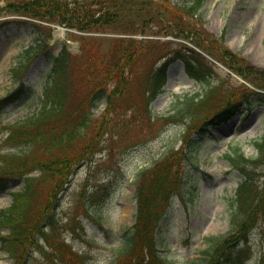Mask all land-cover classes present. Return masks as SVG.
I'll return each instance as SVG.
<instances>
[{"label":"rangeland","instance_id":"374dc122","mask_svg":"<svg viewBox=\"0 0 264 264\" xmlns=\"http://www.w3.org/2000/svg\"><path fill=\"white\" fill-rule=\"evenodd\" d=\"M165 1L177 5L191 2L154 0ZM3 2L0 0V6ZM155 7L157 9L156 3ZM197 12L202 16L204 29L213 37L251 65L264 69V0H202ZM187 16L191 20L196 18ZM20 18L23 17L18 14L0 13V21ZM12 20L0 30V98L17 86L12 68L30 43V32L34 29L29 20ZM152 26L157 29L161 24ZM51 28V38L47 42L52 52L56 53L66 43L70 52L80 53L79 40L74 35L69 37V32L78 31L58 23ZM83 33L105 38L145 37L140 33ZM158 37L181 41L170 35ZM87 44L89 49L94 50L95 45L104 49L108 41ZM171 44L164 51L180 47L177 43ZM143 56L148 59L137 64L134 71L125 72L126 76L120 81L115 78L107 81L108 90L118 82L120 86L113 91L110 102L101 100L93 109L96 119L103 117L106 123L102 128H88L86 137L89 140L79 144L82 147L88 142L86 146L95 152L71 174L69 183L60 193L55 221L42 226L45 237L39 233V246L28 249L24 264H115L125 254L124 237L133 224L139 171L163 159L171 148L183 150L190 139L194 143L199 141L197 154L193 163L186 162L184 187L181 194L172 197L156 233L166 264H203L202 251L207 240L233 227L228 205L240 174L225 153L240 148L246 157L256 159L257 170H264V150L263 157H258L256 144L264 143V102L258 96L252 97L221 117L223 119L209 123L218 110L238 103L246 87L247 91L255 89L253 84L209 55H204L212 70L207 81L191 78L185 72V64L174 59L166 68L160 92L150 100L153 88L151 92L147 90L148 72L160 61L152 54ZM75 63L81 64L77 56ZM49 67V61L41 56L28 68L23 90L0 110V140L7 133L2 128L4 123L36 109ZM82 71L84 79L86 72ZM78 80L75 74L70 96L73 104L86 92V85L83 81L79 84ZM36 174V170L30 173ZM22 186L23 180L16 178L8 184L6 192L0 191V209L12 203L10 191ZM260 223L261 219L246 240L229 249L230 260L222 264H261L264 234ZM1 245L0 242V264H14ZM65 253L66 256L59 255Z\"/></svg>","mask_w":264,"mask_h":264},{"label":"trees","instance_id":"16d2710c","mask_svg":"<svg viewBox=\"0 0 264 264\" xmlns=\"http://www.w3.org/2000/svg\"><path fill=\"white\" fill-rule=\"evenodd\" d=\"M201 2L191 0L185 5H177L154 0H4L0 13L21 15L23 18L11 20H29L34 29L30 32V43L21 51L18 63L12 68L17 86L0 98V110L23 90V79L30 64L41 56L50 63L36 109L2 126L7 133L0 140V191H6V185L17 177L23 180V186L11 192L12 203L0 209V241L14 264H24L28 249L39 246L37 236L40 233L45 237L42 226L55 221L59 194L69 182L71 173L95 152L86 146L88 142L82 147L80 145L89 140L86 137L88 128H102L106 123L103 117L96 119L93 109L99 101H109L120 86L118 82L108 90L107 81L112 78L120 81L126 76L125 72L134 71L137 64L148 59L143 56L146 53L162 61L148 72L147 90L151 92L153 88L150 100L161 89L167 64L176 57L185 64L188 75L200 81L208 80L211 65L196 50L200 49L227 65L255 88L247 91L249 88L246 87L238 103L218 110L209 123L223 119L221 117L231 113L239 104L252 100V97L258 96L264 102V69L251 65L204 29L202 16L197 12ZM186 14L196 17L195 20ZM11 20L0 21V30ZM54 23L78 31L69 32V37L74 35L79 40V54L70 52L66 43L56 54L51 51L47 41L51 38ZM156 23L161 26L153 29L152 25ZM149 24L152 25L148 27ZM83 32L140 33L145 37L105 38ZM161 35H170L181 41L161 40L158 37ZM105 40L108 46L104 49H98L96 45L94 50L88 48L89 41ZM171 43L180 45L179 48L169 47L175 53L164 51ZM76 56L81 60L80 65L75 63ZM82 70L86 72L84 79L81 78ZM75 74L79 78L78 83L83 81L86 85V92L78 99L79 102L73 104L70 96ZM198 144L199 141L194 143L190 139L183 150L171 148L163 159L139 171L135 186L134 222L124 237L125 254L115 264H166L158 246L157 229L173 195L181 194L186 162H192ZM256 144L258 157L262 158L264 143ZM10 147L17 150H9ZM226 156L241 174L228 205L233 227L207 240L202 251L203 264H220L229 260V249L245 240L259 219L264 234V170H257L254 166L256 159L246 157L240 148L226 153ZM33 170L37 171L36 175H30ZM59 255L66 256L67 253Z\"/></svg>","mask_w":264,"mask_h":264}]
</instances>
